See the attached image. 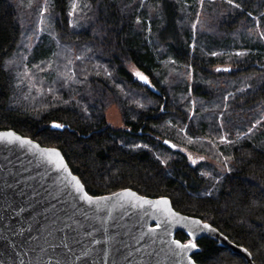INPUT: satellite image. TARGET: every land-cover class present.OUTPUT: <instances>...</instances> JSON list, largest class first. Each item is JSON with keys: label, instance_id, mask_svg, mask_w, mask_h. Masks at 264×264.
I'll return each mask as SVG.
<instances>
[{"label": "trees", "instance_id": "16d2710c", "mask_svg": "<svg viewBox=\"0 0 264 264\" xmlns=\"http://www.w3.org/2000/svg\"><path fill=\"white\" fill-rule=\"evenodd\" d=\"M260 33L264 0H0V130L59 148L92 195L169 197L264 264ZM194 243L199 264H248Z\"/></svg>", "mask_w": 264, "mask_h": 264}, {"label": "water", "instance_id": "95a60500", "mask_svg": "<svg viewBox=\"0 0 264 264\" xmlns=\"http://www.w3.org/2000/svg\"><path fill=\"white\" fill-rule=\"evenodd\" d=\"M177 231L193 242L212 237L256 264L247 248L169 197L131 188L92 195L59 148L0 130V264H199V247H179L193 242Z\"/></svg>", "mask_w": 264, "mask_h": 264}, {"label": "rangeland", "instance_id": "374dc122", "mask_svg": "<svg viewBox=\"0 0 264 264\" xmlns=\"http://www.w3.org/2000/svg\"><path fill=\"white\" fill-rule=\"evenodd\" d=\"M77 1L75 0V7L77 5ZM46 14V12H44V15ZM230 65L229 64H225L223 66H216L214 69L217 70L218 72L221 71H227L226 68H229ZM108 120L116 126H120L122 124V118H121V113L118 107L113 106L111 109H109L108 111ZM163 142H165L167 145H171V146H177L178 148H181L182 150H184L185 152H188V155L190 157V160L194 163H198L199 161H201L202 155L200 153L194 152L193 150H189V148H186L184 146H182L181 144H177V143H173L170 140H164ZM190 239V238H189ZM187 243H191V239L186 241Z\"/></svg>", "mask_w": 264, "mask_h": 264}, {"label": "snow or ice", "instance_id": "6c2138e0", "mask_svg": "<svg viewBox=\"0 0 264 264\" xmlns=\"http://www.w3.org/2000/svg\"><path fill=\"white\" fill-rule=\"evenodd\" d=\"M228 3L229 4H232L233 3V0H228ZM236 7H239V5H236ZM260 35H262V36H264V33H260ZM136 75L141 79V80H144L145 82H150L149 80H148V77L147 76H145V75H143L142 73H140V72H136ZM56 127H60V125H56ZM8 135H11V134H8ZM58 154V153H57ZM195 162V161H194ZM162 203H165V204H167L168 203V201H162ZM204 227H209L210 228V225H206V226H204ZM177 243V245L179 246V247H183V248H187V247H193V248H195L196 247V244H190V245H181L180 244V241H177L176 242Z\"/></svg>", "mask_w": 264, "mask_h": 264}, {"label": "bare ground", "instance_id": "6f19581e", "mask_svg": "<svg viewBox=\"0 0 264 264\" xmlns=\"http://www.w3.org/2000/svg\"><path fill=\"white\" fill-rule=\"evenodd\" d=\"M134 4V3H133ZM154 9V8H153Z\"/></svg>", "mask_w": 264, "mask_h": 264}]
</instances>
